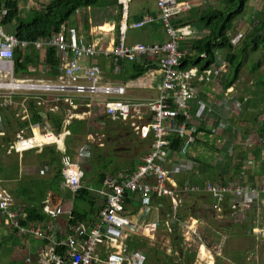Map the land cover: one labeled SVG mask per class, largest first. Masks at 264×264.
I'll list each match as a JSON object with an SVG mask.
<instances>
[{
  "label": "built area",
  "instance_id": "1",
  "mask_svg": "<svg viewBox=\"0 0 264 264\" xmlns=\"http://www.w3.org/2000/svg\"><path fill=\"white\" fill-rule=\"evenodd\" d=\"M121 6L122 22L120 33L112 48L100 49L99 45L85 36L74 26L63 24L58 31L41 37L35 41L19 39L14 33L6 30L4 19L7 14L5 4H0V126L2 123L1 109L18 106L20 122H30V103L36 107L45 108V113L61 112L66 114L65 126L71 119L78 117L75 110L79 106L92 109V103L97 100L104 106L105 115L111 121H120L130 125L136 134L147 129L153 135L151 152L142 159V164L121 180L108 179L101 189L90 187V191L99 194L106 203L100 212L99 220L93 225L79 228L86 237L77 243L74 237L63 242L57 236L50 235L52 248L42 257V264H147L149 249L147 247L128 251L127 241L135 234L143 235V228L136 225L127 214V198L136 195L146 202L154 199H170L175 218L176 210L181 203L182 195L204 193L214 201L216 211L226 207L237 211L251 209L255 204L264 206V137L257 135L245 139V144L258 151L260 162V179L252 184L244 178L251 171L254 158H244L235 165L240 170L236 182H213L203 178L197 172L188 171L182 166L181 158L188 155L196 147L201 132L200 118L202 112L199 100L200 86L211 81L219 83V76L229 71V61L218 54L216 61L205 70L198 68L181 69L180 58L185 52L177 48L178 40L183 33H191L192 29H175L172 18L182 14L188 7L186 0H158L159 15L166 25L169 38L163 44L137 43L129 45L125 39V22L128 15V5L131 0H117ZM89 7L79 8L77 15ZM153 17L140 21L134 26H141ZM243 37L239 32L232 39V44ZM45 47L55 49L58 60V73L50 79L35 77H15L14 55L17 50L26 51L29 48L39 51ZM104 54L109 58L108 73H121L125 63H135L142 57L156 58L163 74L159 95L156 99L147 101H128L125 98L127 88L123 84L105 83L106 73L97 57ZM203 57L207 55L202 54ZM47 71L48 67H47ZM36 73V68H30ZM240 82L234 81L229 88L221 93V97H213V107H220L232 117H239L249 103V97L239 89ZM17 97L22 101L18 102ZM84 100V102H81ZM105 100V102H104ZM87 102V103H86ZM197 103L196 108L192 104ZM151 116L148 119L147 116ZM226 128L225 124H221ZM220 126V125H219ZM211 126L213 134L224 135L223 127ZM35 124L19 128L17 141L10 144L9 153L32 150L45 142H37L34 131ZM65 129V128H63ZM62 130V129H61ZM68 131H63L66 135ZM0 128V136H3ZM55 135L53 130L42 134L43 138ZM173 137L181 140L177 149L172 148ZM46 144H54L48 141ZM88 147L83 146L80 157H90ZM169 153H174L169 156ZM175 175L182 176L178 183ZM83 171L73 164L69 157L61 159V178L63 186L75 195L82 187ZM242 178V179H241ZM45 212L57 216L60 206H45ZM0 220L17 232L19 237H42L39 223L27 221V213L20 208L9 190L0 191ZM159 224V223H158ZM187 233L194 232L187 226ZM142 231V232H141ZM138 236V235H137ZM65 246L56 253L58 246ZM172 251V249H171Z\"/></svg>",
  "mask_w": 264,
  "mask_h": 264
},
{
  "label": "crops",
  "instance_id": "2",
  "mask_svg": "<svg viewBox=\"0 0 264 264\" xmlns=\"http://www.w3.org/2000/svg\"><path fill=\"white\" fill-rule=\"evenodd\" d=\"M21 1L23 2V0H19V6L23 11V5ZM32 1H36V0H32ZM48 1L49 0H37V2L40 3V6L39 7L37 6L36 9L42 8ZM115 1L117 2V0ZM133 2H136V4L132 7L131 3ZM186 2L191 5V8H190V11L183 17L188 16L191 11H194L198 13L199 15H201L204 12H208L212 9H217L223 6L222 0H186ZM0 4H4V0H0ZM111 7H113V14L111 15V17L105 20H101V22L99 23L100 25L92 26V30L89 33L87 31L81 30V23H82L81 15L86 14L85 18H87L89 22H91L92 11L94 12L96 9H101V7H91L90 6L89 10L82 11V14L79 16L76 15L75 18L70 23H67V25L74 26V27L78 26V29L85 36H87L88 38L93 40L95 43H97L100 49L105 50L108 48H112L113 43L115 42L119 34L118 29L122 22V13H121V6L119 3L118 5H112ZM30 10H33V9H30ZM128 16H129V22L143 21L149 17H153V20L151 22H148L144 26L145 27L150 26V28H154L152 31L156 30L158 33L165 34V38L163 41L142 42V41H136L132 38L128 39V32H127L126 42L128 44H136V43L162 44L168 39L166 26L159 16V8L157 5V0H153V3L151 6H150V2L146 0H131L129 3ZM234 21L232 24L233 26H234ZM199 22L202 25L201 21ZM199 22L193 21L190 23V26L194 29V31H196V34L185 35L184 39L194 38L198 36L201 37L203 35L202 30L200 29L199 31L196 30L200 28ZM245 26L246 24L243 25V29L246 28ZM129 28H132V27H129ZM150 28L148 29V31L150 30ZM232 29L233 27L228 31V35L230 34L231 41L235 37V34L232 33L233 31ZM129 30L130 29H128V31ZM246 34L244 33L243 37ZM242 38L237 42V44L235 45L233 44L234 46H236L234 47V49L235 48L237 49L238 46H240V44L243 41ZM38 52L40 55L41 54L40 51ZM227 53L228 52L226 49H221V50H218L217 52V54H220L225 57ZM43 57L44 56L42 52V55H40L36 61L37 64L36 62L29 64L28 72L30 74H27V75H24V74L16 75L15 74V77L16 78L18 77L19 78L20 77H31L32 78L33 77L32 75L38 72L31 73L30 68L37 67V71H40L39 73H42V75L44 76H40L37 74V77H35L34 75L35 78L50 79L51 72L47 73L46 71L47 74H45L43 71V67H45V65H46V70H47V64L45 63ZM108 60L109 58L105 56L104 54H102L99 57H97V60L95 61L99 62L102 65V68L104 69L106 73V76L104 78L105 83L123 84L126 86L127 94L124 99L128 101L136 102V101H147L151 99H156L158 97L159 90H160L161 83H162V77H163V74L159 67L158 59L151 58L147 61L146 59L141 58L137 63H125L121 73H114V72L108 73V65H109ZM145 63H147V68H149V70H147V72L140 78L131 79V76L133 75L132 73L134 72L133 69L135 65H139V67L141 68L142 65H144ZM143 68H146L145 65ZM230 74L231 72L229 68V71L227 73L218 77L219 83H221V85H218L217 82H215L214 80L207 83L206 85H202V86L199 85L200 86L199 100L202 101V104H199L201 105L200 112H202L200 115V118L204 120L201 121V128H200L201 132L199 134L196 147H193L188 153V155H186L185 157H182L181 162H182V166L187 171H188V168H190L192 172H197L201 174L202 177H205L207 179H210V180L212 179L213 181H216V182L222 181L223 183H231V181H234L237 178L231 179L230 176H228L227 174L223 175L220 173L221 171H224L225 173L228 172L227 165L229 164L230 161H224V160L226 158H228L229 160L233 158L236 160V162H241L244 160V158L252 157L254 158L253 168L251 169V171L247 173L244 180L252 184H257L260 179V172H261L260 162L261 161L258 158L259 156L258 151L253 150L254 148L249 147L245 144V139L249 135L248 129L246 128L243 131L242 138L239 137L238 139H235L231 137V134L236 133L238 129L235 127V124L231 125V123H233L232 120L231 122H227L226 120L230 117L233 119L235 118L230 116L225 111H223L222 108L213 107V103L215 101L213 100V97L215 98L221 97L222 91L229 88V86L226 87L225 85H226V81H228L231 78L229 77ZM237 80L240 82V90L244 94L246 87H243L242 85V88H241V83H242L241 78ZM16 99L18 102L22 101L20 97H17ZM81 102H84V100H81ZM93 102L94 103H92V106H95V107H93L92 109H88L85 106H79L75 110L76 114H78V117H74L73 119H71L70 122L72 123L73 120L86 121L87 126L89 127V132L87 135L79 134L75 136H71V131L68 130V127L70 126L71 123L68 125V127L65 126L66 114L63 113V111L56 112L54 114L45 113V108L37 106L40 110L41 116H43L45 120L48 114L61 115L62 120H61L60 128L62 129V132H61L60 137L51 136L48 139L43 138L41 136L44 132L49 131L50 129L52 130L51 125H49L47 121L45 124H40V123L35 124L34 131L35 133H37L36 134L37 142L39 143L45 142V143H41L42 145L35 148L37 150L32 149V150L24 151L22 153H17V152L9 153L8 152V148L10 144L15 143L17 141V132L19 131L20 125L24 124L23 122H20V118L18 117L19 108L18 106L14 105L9 108H4L1 111L2 123H1L0 128L3 129L4 135L0 136L2 137L0 138V191L9 190L10 193L15 198L18 206L22 208L23 210H24V207L22 203L24 202V199L22 197V194H29L30 191L37 192V197L41 198L40 202L43 204V208L45 206H49V208L55 205L60 206V212L57 216H51L50 214H48L49 218L47 220L35 221L36 223L37 222L39 223V226L41 227L40 229L41 232L45 234L42 237H33V236L32 237L30 236L19 237L17 235V232L14 229L10 228L8 225L2 222V220H0V247L6 241H9V240L11 242L18 241V244H13V247L15 250H20V251H23L24 253L25 252L30 253V255H28L27 257L28 264H42L43 254L46 251L50 250L53 246L50 240V235L48 234H53L54 236H57L60 240H63V242H67L70 237H74L77 243H80L81 240L86 237V233L80 232L79 228L91 226L97 220H99L100 211L106 203L104 198L96 199L97 209L94 211L95 213L92 214V220L89 225L83 224V223L80 226L71 225L69 223L71 210L75 207L77 203L74 202L73 200L74 196L70 192V190L67 187L63 186L61 176L59 177L56 176L57 174H59V172H60L59 175H61V159L63 157H69L71 161L73 162V164L77 165L81 169V171H83L84 176L82 178V183L84 185L89 184L86 180L87 173H85L84 165L86 164V160L90 159L91 155L94 153L93 150L96 149L95 146L99 145L100 148L102 149L105 148L106 145L104 144V142L99 143L97 145L95 144L97 141H100V142L102 141L101 136L99 134L100 132L103 134L102 137L104 136L106 137L105 132H109L108 127H109V122L111 121L105 115L104 106L99 105V103H97V100H94ZM196 105L197 103L192 104L193 112H194V108H196ZM97 108H99V111L94 112L93 110H96ZM250 108H251V105L249 107L245 106V108L243 109L242 115H244V113L250 112L251 111ZM29 110L31 111V108ZM242 115L237 118L239 119L242 118L243 120L244 117ZM147 118L151 119V116L149 115L147 116ZM106 119H108L109 122H107ZM111 122H112L111 128L113 126L122 127L125 125L127 126L126 128L128 129L130 128L129 130L131 133L134 132V130L127 123L120 122V121H111ZM12 123L16 127V130L14 131L13 135L11 133V129L9 128ZM213 123H215L216 126L220 125L219 127H223L224 135L217 136L216 134L212 133L210 128ZM258 123H262V122L260 121ZM221 124H225L226 128H224V126ZM245 125L246 127H248L252 125V123L249 121H246ZM258 128H259V125L257 126L256 131H255L256 135L259 137H264V135H261L258 133ZM65 130L68 131V133L66 135H63V131ZM145 130H146V134L143 135V132H145ZM123 133H124V130L122 128L118 130V132L116 133L117 138L122 137V136L126 138H130L128 133L126 134H123ZM134 134L136 135V138H133L134 139L133 141H138L140 147L142 148V151L139 153L140 155L138 157V161L135 162V165L132 164L131 167H128L127 164L128 165L130 164L129 161H124V164H123V161L118 162L116 158V161L113 160V164H111L110 168L113 166V167H117L120 169H125V171H127V169H130V170L132 169V171L134 172L142 164V159L151 152L152 145H153V135L150 132H148L147 129H144L143 131H141V136H139V134H136L135 132ZM120 140L121 139H119V141ZM48 141H52L54 142V144H46L48 143ZM83 146L88 147L89 149L88 154H90V157H85V156L80 157L79 155L80 148ZM67 149H70L72 151V154H68ZM34 152H37L36 156L33 155ZM56 152L60 153V158H59V161L57 162V165H55L54 162L52 161V156H58ZM215 152H219L218 158H216ZM173 155L174 153H169V156H173ZM104 171L108 173V170H104ZM126 173L130 174L131 171H127ZM126 173L123 172L120 175L119 174L115 175L114 177H111L109 175V179L120 180L121 178L125 177ZM237 176L238 177L240 176L238 170H237ZM182 178H183L182 176L175 175V180L178 183L182 181ZM91 179L94 180L95 178H91ZM88 186H92V185L89 184ZM94 188H99V187H94ZM182 196H184L186 199H189L190 201L189 202L183 201L182 205L179 208V211L177 210L178 212L176 213V215L179 214L177 215L179 216L178 232L182 238V245L184 246V249L187 250L186 244L184 242V238L186 237L181 228L184 227V225L186 224L191 225V227L194 226V228L202 227L205 221L207 220V218H212V216L208 214L207 211L210 213L208 206H212L211 204H213L214 201L210 196L204 193L182 195ZM77 206L80 207L82 210H90L86 202L80 201ZM181 208L183 209L181 210ZM213 208H214V205H213ZM170 209H173V206L169 198L168 199L154 198L149 202L148 205H146V202L140 197L136 195L134 196L130 195L127 198V203H126L127 214L132 219V221L135 222L136 225L140 226V228H143V235L140 236L137 233L134 235L133 238H130L127 241L128 251L136 250V249L130 248L129 246L130 240L140 239L141 241H144L142 237L144 238L152 237L154 241H156L157 237L163 234L162 232L165 231L163 235L169 238L168 243H167V249L169 252H171V249L173 250L174 248L172 233H173V227H174L173 224H174L175 218H173L172 213L168 211ZM226 210H231V209H226ZM185 211H187V213H185ZM196 211H199V212L196 213ZM233 213L235 214L234 211ZM249 213L250 215H248L249 216L247 217L248 219L255 218L258 212L255 208L252 207ZM213 215L218 216L216 212H214ZM220 216L222 217V215ZM232 216L233 215H231V219H230L231 223L234 222L236 226L239 225V227H241L242 229L244 228L243 232H248V234L252 238H254V240H258V241L264 240V238H262L260 234L256 235L254 232H252L253 228L249 227L250 226L249 223L246 222L247 221V219L245 218L246 214L245 216H242L243 220H241L240 223L232 220ZM169 218H170V221H169ZM225 219L229 220L228 217ZM229 226L231 227V225ZM229 230H230V233L231 232L233 234L234 232L237 233V231H234L232 227ZM226 235L227 237H230V235L228 234ZM144 242L146 244V241ZM158 248H160V245H158ZM205 248L206 246L205 247H203V245L201 246L200 256L203 259H206V258L209 259V256H207L208 250L207 248L206 249ZM216 249H217V253L214 255H212L208 251V253L212 255V259H213L212 264H216L217 259L219 258H222V259H219L220 264L222 263L223 264H243L240 262H236V260L231 258L227 254V250H224L226 248L222 249L217 244ZM204 250H207L206 253ZM197 252H198V258H199V250ZM176 253H177L176 250H173L172 255H175ZM262 255H264L263 252L262 253L250 252L246 256V260H248V258L251 257L252 259H254V264L255 263L259 264V258ZM0 256H2L1 249H0ZM215 256H220V257L216 258ZM194 258H196V254H194L193 260ZM12 260H13L12 264H15L14 262L15 258H12ZM181 260L182 259L179 258L176 264H180ZM197 263L199 264V259L197 260ZM202 263L210 264V262L209 263L202 262Z\"/></svg>",
  "mask_w": 264,
  "mask_h": 264
},
{
  "label": "trees",
  "instance_id": "3",
  "mask_svg": "<svg viewBox=\"0 0 264 264\" xmlns=\"http://www.w3.org/2000/svg\"><path fill=\"white\" fill-rule=\"evenodd\" d=\"M118 2V1H117ZM115 0H49L42 8L33 9L28 12H22V9L19 6V0H4V4L7 7V14L4 19V25L8 32L14 33L19 39L35 41L41 37L47 36L52 32L58 31L63 24H67L72 15H74L79 8L83 7H103L108 4L118 5ZM223 6L217 9H212L208 12H204L201 15L191 11L190 14L186 17H180L177 20L175 19V25L179 27H185L188 24L190 25L193 21H201L200 30L203 31L201 37H194L189 39H184L180 42V49H187L185 55L180 59L181 69H188L197 67L199 70H205L210 67L214 61L217 59V52L221 49H226L227 54L226 58L229 61V67L231 77L226 81V87L230 86L235 80L240 78L243 60L248 56L246 46H251L256 48L258 45V38H262L263 28H264V1H253V0H223ZM256 4L258 8V14L255 15L256 21L253 27L248 31V33L243 37V43L237 49L231 44L230 34L228 31L233 27V21L244 11L246 4ZM40 51V50H39ZM43 52V58L47 64L49 72H51V77H54L58 73V60L55 55V49L52 47H45ZM205 53L207 56L202 57L201 54ZM39 52L33 48H29L26 51L17 50L14 55L15 63V74H30L28 72L29 64L35 63L39 58ZM137 63V62H136ZM260 61L256 60L250 67V72H254L259 68ZM145 65L146 68H143ZM142 65L140 68L139 65H135L133 69V75L131 79H137L143 76L149 68H147V63ZM257 87L262 86V91L264 93V75H261L256 79ZM29 107L30 111V122L33 124H45L46 121L51 125L52 130L55 133L61 132V115H52L48 114L46 120L40 114V110L32 102ZM30 122H26L20 125V128L28 126ZM109 125L112 126V122H109ZM258 133L264 135V122L259 123ZM118 127L113 126L110 129V132H118ZM123 129H127L123 126ZM130 129V128H129ZM68 130L71 131V136L83 134L87 135L89 132V127L87 126L86 121L73 120ZM232 133V131H231ZM37 134V133H36ZM234 137L236 134H232ZM109 138L106 139L108 142ZM172 148L175 150L180 145L181 140L178 137H173L172 139ZM97 145V144H96ZM96 149L93 150L94 153L91 155L93 159H96L99 162H102L108 157L105 149L100 148L99 145L95 146ZM58 156H52V161L55 165L60 158V153L56 152ZM68 154H72L70 149H67ZM91 157V159H92ZM113 164V160H110ZM60 164V162H59ZM125 167V166H124ZM112 168V167H111ZM105 168L104 170H106ZM99 170L97 172V178H99V188H103L106 181L109 179V175L114 177L117 174L123 172L132 171V169H120L115 167V169H108V173L104 170ZM60 171V170H59ZM58 171V172H59ZM60 174V172H59ZM57 174L59 177L61 175ZM127 174V173H126ZM87 177H91L90 173H87ZM123 179V178H121ZM120 179V180H121ZM89 184L83 186V188L76 193L73 198L74 202L77 203L75 207L71 210V215L69 218V223L73 226H80L82 223L89 225L92 220V214H94L96 208V199L102 197L99 194H95L88 190ZM24 202L22 203L24 210L27 213V222L29 221H42L49 218L48 213L43 210V204L40 202L41 198L37 197V192L30 191L29 194H22ZM86 202L90 210H82L78 207V203ZM104 207V206H103ZM102 207V209H103ZM100 209V207H99ZM101 209V210H102ZM101 212V211H100ZM178 221L179 216H175V221L173 224V233L172 239L174 244V250L176 247H179V253L183 252L184 246L182 245V238L178 232ZM129 246L131 249L143 248L146 246L144 241L140 239H133L129 241ZM62 249H66L65 246L61 245L56 248V253L60 252ZM162 254L157 249L151 248L148 253L147 262H151L152 259L157 257V264H163ZM163 255V254H162ZM169 257V256H168ZM194 254L186 253L185 258L187 264H192ZM170 258V257H169ZM170 263H173V257L170 258ZM181 264V263H180Z\"/></svg>",
  "mask_w": 264,
  "mask_h": 264
},
{
  "label": "rangeland",
  "instance_id": "4",
  "mask_svg": "<svg viewBox=\"0 0 264 264\" xmlns=\"http://www.w3.org/2000/svg\"><path fill=\"white\" fill-rule=\"evenodd\" d=\"M150 2V6L153 3V0H146ZM223 1V0H222ZM256 2H260V1H264V0H255ZM22 2V1H21ZM136 4V2L131 3V6L133 7ZM23 5V13L27 12L30 9H36L37 6H40V3L36 1H32V0H23L22 2ZM110 5V6H108ZM106 7H101V9H96L94 12L92 11V15H91V22H89V20L86 17V14H82L81 15V19H82V23H81V30L82 31H87L88 33L92 30V26L95 25H100L99 23L101 22V20H105L111 17V15L113 14V7L112 4H108ZM258 8L256 4H251L250 2L246 4V7L244 9V11L235 19L234 21V26H233V31L232 33L237 35L239 32H242L243 35L244 33L246 34L251 27L255 24L256 18H255V14H258ZM255 12V13H254ZM77 15V12L72 15V17L70 18V20L67 23H70L75 16ZM90 16V15H89ZM246 24V28L243 29V25ZM71 25V24H70ZM163 25V24H162ZM200 25V22H199ZM78 29V26H75ZM144 27V28H143ZM140 28H129L130 30L128 31V39L132 38L136 41H142V42H160L163 41L165 38V34H161L158 33L156 30L152 31L154 28H150V26H143ZM150 28V30L148 31V29ZM263 34H264V28H263ZM95 38V37H94ZM243 39V38H242ZM243 43V41H242ZM242 43L240 44V46L242 45ZM258 45L256 46V48H252L251 46H246L247 51L248 52V56L246 55V58L243 60V65H242V70H241V88L242 85L243 87H246L244 94H246L249 99V103L246 105V107H249L251 105V111L244 113V115H242L244 118L242 120V118H237L234 117L233 118H228L226 121L227 122H232V124H235V127L238 129V131H236V136L234 137L231 134V137L238 139L239 137L242 138L243 136V131L247 128L248 129V133H249V138H251L252 136L256 135V128L258 126V122H264V94L260 93V91H262V86L261 87H257L256 85V79H258L259 77H261V75H264V36L262 38H258L257 40ZM238 46V47H240ZM44 48L40 49V55H42V50ZM239 49V48H238ZM259 60L260 64H259V68H257L256 71L254 72H250V67L253 64L254 61ZM37 64V62H36ZM35 64V65H36ZM37 69V67H36ZM43 71L45 74L48 73V71L46 70V65L45 67H43ZM47 71V73H46ZM38 73L34 74L35 77H37V74L40 76H44L42 75V73H39L40 71H37ZM34 75H32L34 77ZM2 78V81L6 80V78L4 77V75L0 76ZM240 89V88H239ZM263 92V91H262ZM95 107V106H94ZM3 109H1L2 111ZM94 112L99 111V108H97L96 110H93ZM239 119V120H237ZM107 122L108 119H106ZM249 121L252 123V125L246 127L245 122ZM237 123V124H236ZM123 125V124H122ZM125 126V125H124ZM253 126V127H252ZM127 127V126H125ZM11 129V133L13 135L14 131L16 130L15 125L12 123L11 126L9 127ZM123 129L122 127H118L117 130ZM111 129V125H109L108 130L109 132H105L106 137H102V133L100 132V136L102 141H97L96 144L99 143H103L106 145L105 146V150L106 153L108 154V157L103 160L102 162L97 161L96 159H87L86 160V164L84 165V169H85V173H90L92 175V178H95L94 180H92L91 178L87 177V182L94 186V187H99V183H97V181H99V178H97V172H99V170H104L105 168H107L106 170L110 169L113 170L115 169V167L112 166V168H110L111 166V162L110 160H115L117 158L118 162L123 161H129L130 164L127 166L131 167V165H135V162L138 161V157H139V153L142 151V148L140 147L138 141H133V138H136V135L134 134V132H130V130L127 129H123L124 133L126 134L128 133V135L130 136V138H126L124 136L122 137H118L116 136V132H110ZM97 131V130H95ZM102 131V130H101ZM99 132V131H97ZM130 132V133H129ZM240 134V136H239ZM109 137V141H106V138ZM2 138V137H0ZM119 139H121L119 141ZM118 140V141H116ZM35 141H37V137L35 139ZM120 142V144H119ZM95 144V145H96ZM208 149V148H207ZM37 150V149H35ZM92 151V149H91ZM216 153V158L219 157V152H215ZM218 154V155H217ZM33 155H37V152H34ZM243 155V153H242ZM90 160V161H89ZM219 160V159H217ZM224 161H230L228 166V172L225 173L224 171H221V174H227L228 176H230L231 179H236L238 178L237 176V170H239V168H237L235 165H238L239 162H236L235 159H231L229 160L228 158H226ZM118 165V164H117ZM219 173V174H220ZM220 174V175H221ZM199 175V173H198ZM212 178V177H211ZM89 180V181H88ZM184 196H181V203L179 204V207L177 208V210L179 211L180 206L182 205L183 201H190L189 199H186ZM212 206H208V209L210 211V213L207 211L208 214H210L212 216V218H207V220L205 221L204 225L202 227H198V228H194L191 227V225L186 224L184 225V227H182V231L184 232V235L186 238H184V242L186 244L187 250L183 249L182 253H179L178 250L179 247H176V254H173V250L171 252L168 251L167 249V243L169 238L165 237L163 234L165 233L162 232L163 234L159 235L157 237V240L154 241V239L152 237H142L144 239V241H146V246L149 250L151 248L157 249V251L161 252L162 254H160V257L162 258V262L163 264H176L180 259L181 260V264H187V260L185 258V254L186 253H190V254H196V258H194L193 260V264H198L197 260L199 259V264H206V263H202V262H207L210 264L213 263V259H212V255L217 253V249L216 246L217 244L219 245L220 248L227 250V254L233 258L234 260H236V262H240V263H246V264H254V259H252L251 257L248 258V260H246V256L248 255V253L250 252H256V253H262L264 254V240L262 241H258V240H254V238H252L248 232H243L244 228L242 229L241 227L236 226L234 224V222H230L231 219V215L232 216V220H234L235 222L240 223L241 220H243L242 216H245V218L247 219V223H249V227H252V232H254L256 235L260 234L262 238H264V207L261 204H255L253 208H255L257 210V213L255 218H247L249 217L248 215H250L249 211L250 209L244 210L242 212L237 211L235 212V214L233 213V210H223L222 211H216L218 216H214V208H213V204H211ZM227 209H229V207H226ZM183 208H181L182 210ZM176 210V213L178 212ZM170 213L173 212V209L168 210ZM199 211H196V213H198ZM185 213H187V211H185ZM206 213V214H207ZM179 215V214H177ZM196 215V214H194ZM222 215V217L220 216ZM167 216V215H166ZM164 217V216H163ZM229 218L225 219V218ZM225 219V220H224ZM170 221V218H169ZM231 225L232 229L234 231H237V233L234 232V234L231 232L230 230L231 227L229 226ZM187 226H190L191 229H194V232H189L187 233ZM246 226V225H245ZM199 230V232H198ZM230 235V237H227V235ZM233 234V236H232ZM191 239V240H189ZM189 240V241H188ZM13 244H18L17 242H11L6 241L4 242L3 245H1L0 249L2 250V256H0V264H12L13 260L12 258H15L14 262L15 264H28V260L27 257L28 255H30V253L27 252H23L20 250H15L13 247ZM205 245L207 250L212 254L210 255L208 253L207 250H204L205 253L207 251V256H209V259H203L200 256V250H201V246ZM158 245H160V248H158ZM203 245V247H205ZM205 248V249H206ZM203 249V248H202ZM199 250V258H198V251ZM173 257V263H170V258ZM181 256V257H179ZM216 258L220 257V256H215ZM157 257H155L154 259L151 260L150 263L148 264H157ZM222 259V258H219ZM219 259H217L216 264H220L219 263ZM223 264V263H222ZM257 264V263H255ZM259 264H264V255H262L259 258Z\"/></svg>",
  "mask_w": 264,
  "mask_h": 264
},
{
  "label": "bare ground",
  "instance_id": "5",
  "mask_svg": "<svg viewBox=\"0 0 264 264\" xmlns=\"http://www.w3.org/2000/svg\"><path fill=\"white\" fill-rule=\"evenodd\" d=\"M157 5H158V0H157ZM188 5H189V7L182 13V14H180V15H178V16H175V17H173L172 18V24H173V26L175 27V29H184L185 27H190L191 29H192V32L191 33H183V36H182V38L181 39H179L178 40V43H177V48H178V50L179 51H181V52H187V49H184V50H182V49H180V42L182 41V40H184V36L185 35H192V34H196V31H194V29L190 26V25H187V26H185V27H177V26H175V23H174V21H175V19H177V18H180V17H183V16H185L189 11H190V8H191V5L188 3ZM159 8V7H158ZM160 11V10H159ZM128 14H129V5H128ZM160 14V13H159ZM160 16V15H159ZM161 18V17H160ZM162 19V18H161ZM153 20V19H152ZM151 20V21H152ZM144 21V20H143ZM151 21H149V22H151ZM163 21V20H162ZM138 22H140V21H137V22H129V16L127 15V18H126V22H125V26H126V30H125V39H126V34H127V32H128V29H129V27H132V28H139V27H142V26H144V25H146L148 22H146V23H144L143 25H141V26H134V24H136V23H138ZM165 24V23H164ZM166 26V25H165ZM119 33H120V27H119ZM196 30H198L199 31V28L198 29H196ZM166 31H167V28H166ZM167 34H168V32H167ZM119 35V34H118ZM168 38H169V36H168ZM128 44V43H127ZM137 44V43H136ZM146 44V43H145ZM163 44V43H162ZM129 45H133V44H129ZM185 53L183 54V56L185 55ZM182 56V57H183ZM181 57V58H182ZM142 58H144V59H146L147 61L149 60V59H151V58H149V57H142ZM180 58V59H181ZM153 59H155V58H153ZM138 62V61H137ZM136 63V62H135ZM194 68H197V67H194ZM199 69V68H198ZM144 134H146V130H145V132H143V135ZM83 147H81L80 148V151H81V149H82ZM81 170V169H80ZM81 183H82V181H81ZM83 186H85L83 183H82V187ZM86 187H88V190L90 189V187H92V186H86ZM92 188H94V187H92ZM95 189H99V188H95Z\"/></svg>",
  "mask_w": 264,
  "mask_h": 264
},
{
  "label": "clouds",
  "instance_id": "6",
  "mask_svg": "<svg viewBox=\"0 0 264 264\" xmlns=\"http://www.w3.org/2000/svg\"><path fill=\"white\" fill-rule=\"evenodd\" d=\"M61 132H62V130H61ZM60 132V133H61ZM53 133L55 134V135H57L58 133H55L54 131H53ZM238 172H239V174H240V170H238ZM201 175V174H200ZM203 178H205V177H203ZM239 178V177H238ZM238 178L236 179V180H234V181H231V182H236L237 180H238ZM211 181H213L212 179H211ZM213 182H216V181H213ZM222 182V181H221ZM225 184H227V183H225ZM216 209H215V206H214V212H216L215 211ZM204 245V244H203Z\"/></svg>",
  "mask_w": 264,
  "mask_h": 264
}]
</instances>
